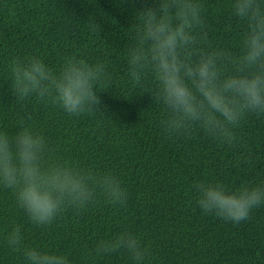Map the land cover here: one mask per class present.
<instances>
[{
  "label": "trees",
  "instance_id": "16d2710c",
  "mask_svg": "<svg viewBox=\"0 0 264 264\" xmlns=\"http://www.w3.org/2000/svg\"><path fill=\"white\" fill-rule=\"evenodd\" d=\"M191 2L198 21L190 28V61L216 54L221 79L239 74L249 25L233 13L234 0ZM142 7L141 0H0V131L11 138L27 127L42 135L44 166H67L87 177L91 191L37 225L0 185V264H26L23 248L63 255L69 264H264V204L233 223L196 203L199 184L229 192L264 185V112L243 113L229 125L230 139L202 121L169 129L172 113L155 99L152 72L140 81L129 76ZM69 57L105 66L96 88L103 112L69 115L54 92L16 95L14 63L40 58L59 75ZM106 176L119 182L123 203L110 202ZM13 225L21 229L19 248L6 239ZM124 234L144 250L139 262L122 246L98 249Z\"/></svg>",
  "mask_w": 264,
  "mask_h": 264
},
{
  "label": "clouds",
  "instance_id": "9594fccd",
  "mask_svg": "<svg viewBox=\"0 0 264 264\" xmlns=\"http://www.w3.org/2000/svg\"><path fill=\"white\" fill-rule=\"evenodd\" d=\"M140 26L135 47L128 53L129 76L140 81L151 71L159 87L157 101L167 105L172 116L169 129L185 122L202 121L209 132L230 139L233 125L245 112H264V0H234L233 13L247 21L243 37L241 70L221 79L216 54L191 62V26L198 21V5L191 0H141ZM248 68L255 71L248 73ZM105 72L102 63L89 65L83 59L66 58L59 75L40 58L11 67L13 89L19 98L45 96L54 92L61 109L69 115L86 111L103 112L96 91ZM46 141L42 135L23 127L14 137L0 131V185L11 189L16 203L35 224L50 223L66 200L83 203L91 196L87 177L67 166H44ZM103 187L112 203H123L124 190L112 176L103 178ZM197 205L203 213L233 223L244 220L250 211L264 204V185L243 186L235 192L215 183L197 185ZM6 239L13 248L22 244L21 229L13 225ZM128 249L133 259H143L137 239L124 234L114 241H100L98 249L110 252ZM26 264H69L63 255L23 248Z\"/></svg>",
  "mask_w": 264,
  "mask_h": 264
}]
</instances>
